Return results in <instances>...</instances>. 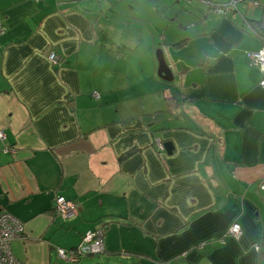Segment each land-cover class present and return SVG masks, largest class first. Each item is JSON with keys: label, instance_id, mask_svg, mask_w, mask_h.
Returning a JSON list of instances; mask_svg holds the SVG:
<instances>
[{"label": "crops", "instance_id": "obj_1", "mask_svg": "<svg viewBox=\"0 0 264 264\" xmlns=\"http://www.w3.org/2000/svg\"><path fill=\"white\" fill-rule=\"evenodd\" d=\"M229 1L0 0V211L23 223L22 264L74 246L75 264H264L261 9L214 11Z\"/></svg>", "mask_w": 264, "mask_h": 264}, {"label": "built area", "instance_id": "obj_2", "mask_svg": "<svg viewBox=\"0 0 264 264\" xmlns=\"http://www.w3.org/2000/svg\"><path fill=\"white\" fill-rule=\"evenodd\" d=\"M238 1L242 0H230L225 5H217L214 7V11L218 14L225 15L229 11L236 9V4ZM250 5L254 7H259L261 9V16L259 19L260 28L264 31V0H245ZM3 31H0V34ZM49 61L51 64H57L60 57L55 53L49 54ZM248 61L251 65H255L260 68L264 73V45L256 51H249L247 53ZM260 85H264V79L260 81ZM94 97H98L96 92H93ZM0 137L2 133L0 131ZM154 143L159 150L164 151V146L162 141L159 138L154 139ZM264 186H261L263 188ZM54 210L57 215H59L64 220H69L72 218L77 210V204L65 198L62 195H57L54 200ZM23 231V223L14 215L8 211H0V264H22L20 260H17L11 251V242L16 237L20 236ZM228 233L238 239L241 236V226L234 222L228 228ZM103 232L100 228L93 231H87L83 237V241L90 244L91 252H99L103 250ZM258 245L256 249H258ZM14 254V253H13ZM58 257L63 259L65 262L74 263L78 260V254L80 251L77 250H65L58 248L57 249Z\"/></svg>", "mask_w": 264, "mask_h": 264}, {"label": "water", "instance_id": "obj_3", "mask_svg": "<svg viewBox=\"0 0 264 264\" xmlns=\"http://www.w3.org/2000/svg\"><path fill=\"white\" fill-rule=\"evenodd\" d=\"M155 58L157 62V71H156L157 75L165 81H171L173 79V74L165 60V57H164V54L161 48L155 51ZM163 146H164V150L168 154L172 152L173 144L171 141L163 142Z\"/></svg>", "mask_w": 264, "mask_h": 264}, {"label": "trees", "instance_id": "obj_4", "mask_svg": "<svg viewBox=\"0 0 264 264\" xmlns=\"http://www.w3.org/2000/svg\"><path fill=\"white\" fill-rule=\"evenodd\" d=\"M250 27H251V29L253 30V32H255L256 34H257V36H259V38L261 39V40H263V42H264V31L260 28V25H259V21H254V22H250ZM184 41H180V42H178V44H182ZM201 63H202V61H201ZM173 100V99H172ZM167 104L169 105L168 107H170V106H172V102H171V99L170 98H167ZM54 209V208H53ZM55 211V210H54ZM101 230H102V232H103V236H104V231H105V229H104V227L103 226H101V227H99ZM96 229H98V228H96ZM93 230H95V229H91V231H93ZM88 231H90V230H88ZM87 232V231H86ZM85 232V233H86ZM85 233L82 235V242L83 243H86V242H84L83 241V237H84V235H85ZM103 236H102V238H103ZM87 245H88V249H89V252H91V250H90V244L89 243H86ZM103 250L102 251H99V252H91L92 254H101V253H104L105 252V244H104V238H103ZM58 248H61V249H65V248H62V247H57L56 248V255H57V257H58V254H57V249ZM65 250H67V251H69V250H72V251H77V250H79V248L77 247V246H74V247H71V248H69V249H65ZM80 256H81V252H80V254H78V260L80 259ZM59 258V257H58ZM59 260H61L62 262H64V263H66V264H75V263H77L78 262V260L76 261V262H74V263H69V262H65L63 259H61V258H59Z\"/></svg>", "mask_w": 264, "mask_h": 264}, {"label": "rangeland", "instance_id": "obj_5", "mask_svg": "<svg viewBox=\"0 0 264 264\" xmlns=\"http://www.w3.org/2000/svg\"><path fill=\"white\" fill-rule=\"evenodd\" d=\"M241 5H243V3L242 2H240V3H238V8L241 6ZM156 22H158L159 23V20L158 19H156ZM148 36L146 37V43L148 42ZM158 40H159V35H157V39H156V42H158ZM161 46H163V45H161ZM159 48H161V47H157L156 49H155V51L157 50V49H159ZM155 51H154V53H155ZM50 54V53H49ZM49 54H48V57H49ZM127 54V53H126ZM129 55H126V57H128ZM48 60H49V58H48ZM60 61V59L58 60V62ZM50 63H51V61H49ZM11 251H12V248H11ZM12 255L17 259V260H19L16 256H15V254H13L12 253Z\"/></svg>", "mask_w": 264, "mask_h": 264}, {"label": "bare ground", "instance_id": "obj_6", "mask_svg": "<svg viewBox=\"0 0 264 264\" xmlns=\"http://www.w3.org/2000/svg\"><path fill=\"white\" fill-rule=\"evenodd\" d=\"M242 1H245V0H242ZM247 2V1H246ZM215 7V6H214ZM235 10V9H234Z\"/></svg>", "mask_w": 264, "mask_h": 264}]
</instances>
